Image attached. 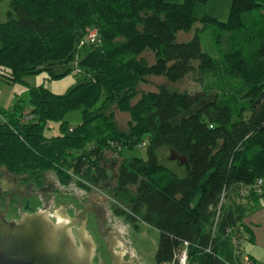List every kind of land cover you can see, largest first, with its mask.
Instances as JSON below:
<instances>
[{
  "label": "trees",
  "instance_id": "obj_1",
  "mask_svg": "<svg viewBox=\"0 0 264 264\" xmlns=\"http://www.w3.org/2000/svg\"><path fill=\"white\" fill-rule=\"evenodd\" d=\"M207 2L10 0L0 23L1 79L83 73L65 93L40 85L0 107V169L40 181L54 170L62 184L91 190L118 161L114 213L159 231L156 264L175 262L183 249L188 264H243L245 242L239 248L234 238L243 227L253 239L245 218L264 198L241 195L264 181V0H231L226 19L199 14ZM91 29L99 40L81 46ZM207 31L217 53L203 48ZM181 32L193 35L179 41ZM191 72L204 80L202 90H138L149 76L176 82ZM28 108L33 118L25 121ZM114 108L130 114L127 128ZM74 113L81 122L72 127ZM51 122L60 133L47 136ZM163 147L186 155L184 176L161 161ZM138 148L146 158L127 155Z\"/></svg>",
  "mask_w": 264,
  "mask_h": 264
},
{
  "label": "rangeland",
  "instance_id": "obj_2",
  "mask_svg": "<svg viewBox=\"0 0 264 264\" xmlns=\"http://www.w3.org/2000/svg\"><path fill=\"white\" fill-rule=\"evenodd\" d=\"M9 1L10 0H2L0 2V13L3 12L4 14L7 11L9 7ZM169 1L181 2L182 0ZM199 5L200 7L202 6V4ZM211 5L218 6L219 16L221 19L224 18L223 16H225L224 14L226 10V0H213ZM197 12L199 13L198 10ZM192 35L193 32H181L178 36V40L187 41L191 38ZM201 38L204 50L209 51L211 53H217L219 47L215 46L210 31L203 33ZM143 55L146 56L150 62H154L155 59L153 53L147 52ZM75 70L81 71L79 68H76ZM82 78L83 73L77 76L70 74L62 79H51L50 75L45 71L41 73L31 74L25 77L22 82H17L14 84L8 83L0 78V106L4 108L13 107L18 98H28L29 88L40 85L45 86L57 93H65ZM161 85H165L171 90L197 92L203 89L205 82L204 80H200L199 75L193 72L187 74L184 78L176 82H170L165 76H149L145 82L140 83L138 85V90L141 93L147 91H156ZM113 111L115 113V120L117 121L118 125L121 128H127L128 122L130 120V114L128 112H122L116 108H114ZM0 119H3V116L1 114ZM69 119L71 122V126L73 127L75 124L81 122V115L80 113H74L69 116ZM59 133L60 126L59 123L56 122H51L50 127L46 128L45 131V134L47 136L57 135ZM158 153L161 161L167 167L175 171L180 176H184L186 174V167L184 165L185 163L181 162L178 159H172V153L169 147L161 148ZM127 155H139L144 158L147 157L145 148H138L135 152H127ZM117 165L118 161H109V180L97 186H93L91 190H86L80 187L76 180H72V182L66 185L61 184L60 179L54 170H50L44 173L42 175L41 180L42 182H46L48 185H52V188H54V190H60V195L62 196H58L59 199L57 202V206L63 203H74L75 197L85 201L91 199L93 202L100 205L103 209L104 227L107 228V230L116 231V233L120 234V237L117 238V241L119 243L117 247L118 251H126L129 259H134L135 264H156L155 254L159 243V231L143 222L140 223V227L136 229L130 222L127 221L124 216H119L114 213L113 208L114 205H116V203L118 202V200L114 198L112 194V188L115 184V172L117 170ZM1 169L4 170L5 168L3 167ZM24 176H28V173H26V175ZM33 177L36 176L33 175ZM52 194L53 192H51L49 195ZM260 203L262 204V206L264 205V198L261 199ZM28 204L32 206L33 209H37L41 207L42 202L37 198H33L28 201ZM257 220L262 221L263 226L261 228L260 226L257 227L253 225L252 222H257ZM245 223L251 225L256 230L258 239L257 242H251L250 240H247V243L245 242L246 245L244 254L252 253L257 257V259L261 263H264V207L257 208L252 213H250L245 218ZM94 226L95 225L93 224L90 229L95 235H99V233H96ZM101 240L102 239H99V241Z\"/></svg>",
  "mask_w": 264,
  "mask_h": 264
},
{
  "label": "water",
  "instance_id": "obj_3",
  "mask_svg": "<svg viewBox=\"0 0 264 264\" xmlns=\"http://www.w3.org/2000/svg\"><path fill=\"white\" fill-rule=\"evenodd\" d=\"M172 159L187 164L186 155L171 149ZM61 205V204H60ZM87 216L88 212L83 209ZM75 219L66 215L64 221H55L44 210L24 213L19 220H8L0 212V264H93L96 243L88 231L83 229L80 243L74 235ZM105 228V227H104ZM107 229V228H105ZM115 246L120 234L110 232ZM116 264H132L120 260V254L112 251ZM179 264V260H175Z\"/></svg>",
  "mask_w": 264,
  "mask_h": 264
},
{
  "label": "flooded vegetation",
  "instance_id": "obj_4",
  "mask_svg": "<svg viewBox=\"0 0 264 264\" xmlns=\"http://www.w3.org/2000/svg\"><path fill=\"white\" fill-rule=\"evenodd\" d=\"M0 171V212L8 220H19L24 213H34L38 210L46 211L55 221H64L65 216L68 215L77 222L73 232L78 244L80 243V234L83 229L88 231V234L92 236L93 241L96 243L92 258L93 264H116V258L111 254L112 251L120 254L122 262L129 261L126 251H118L117 247H114L113 237L110 236L109 230L104 228L103 209L100 205L91 199L85 201L75 197L74 203H63L57 206L60 190H54L52 185H48L39 179L36 180L24 175L13 174L6 168L4 170L0 169ZM51 192L53 194L49 195ZM33 198H37L42 202L41 207L33 209L28 204V201ZM83 209L88 212L87 216L82 213ZM93 224L95 225L96 233H99V235H95L90 229ZM99 239L102 240L99 241ZM130 263L135 264L131 261ZM163 264H175V262Z\"/></svg>",
  "mask_w": 264,
  "mask_h": 264
},
{
  "label": "built area",
  "instance_id": "obj_5",
  "mask_svg": "<svg viewBox=\"0 0 264 264\" xmlns=\"http://www.w3.org/2000/svg\"><path fill=\"white\" fill-rule=\"evenodd\" d=\"M99 40V36H98V32L97 30H91L86 36L85 38L81 39L80 45L84 46L85 44H91V43H96ZM78 71V70H77ZM33 118L32 113L30 112L29 109H25L23 112V116L22 119L25 121H29ZM140 146H144L143 144ZM263 179H258L257 182H255L254 184H252L251 186H247L244 187L241 191V195L244 197L247 193H249L250 191H254L257 194H262L264 192L262 186H263ZM226 198V191L223 192L222 195V199H221V203L219 206V210L221 208L222 203L225 201ZM220 211H218V215H219ZM249 233L244 231L243 227H240V231L238 236H236L234 238V241L236 243V245H238V247L240 248L244 242H246L247 240H249ZM186 245L188 244L187 242L185 243ZM239 252L241 253V250H239ZM243 256V264H256L254 259L248 255V254H242ZM178 259L179 260V264H187L188 263V256H187V250L183 249L179 254L176 255L175 260Z\"/></svg>",
  "mask_w": 264,
  "mask_h": 264
},
{
  "label": "crops",
  "instance_id": "obj_6",
  "mask_svg": "<svg viewBox=\"0 0 264 264\" xmlns=\"http://www.w3.org/2000/svg\"><path fill=\"white\" fill-rule=\"evenodd\" d=\"M212 2H213V0H208V2L205 3V4H202L201 7L199 5L197 7V10L199 11V14H211V15L221 19L220 16H219V13H218V11H219L218 10V6L211 5ZM228 3H229V6H228ZM228 3H227V0H226V5H225V9L226 10H225V14H224L225 16H223L224 18H222V19H226L227 18V15H228V12H229V8H230V5H231V0H228ZM5 17H7V11L4 14H3V12H1L0 13V23L4 22L6 20ZM0 107H2V106H0ZM260 207H264V205L262 206V204L260 203V204H258V206L254 210H256L257 208H260ZM254 210H252L250 213H252ZM252 223H253V225H255L257 227L260 226V228L263 226L261 220H257V222H252ZM250 227H251V231H252V235H253V237H252L253 239L250 240V241L251 242H257L258 238H257L256 230L251 225H250ZM109 232L114 233L116 231L109 230ZM245 245L246 244H244V247H245ZM116 247H118V246H116ZM248 255H250L254 259L256 264H264L263 262L261 263L254 254L248 253Z\"/></svg>",
  "mask_w": 264,
  "mask_h": 264
}]
</instances>
